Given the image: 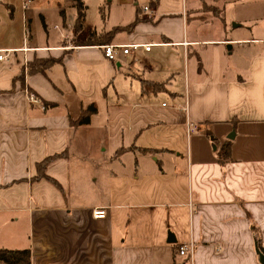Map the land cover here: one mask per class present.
Segmentation results:
<instances>
[{"label": "crops", "instance_id": "crops-1", "mask_svg": "<svg viewBox=\"0 0 264 264\" xmlns=\"http://www.w3.org/2000/svg\"><path fill=\"white\" fill-rule=\"evenodd\" d=\"M80 1L76 31L74 0H0V248L30 264H260L264 0H94L93 23ZM109 43L153 47L109 62ZM35 59L56 62L30 73Z\"/></svg>", "mask_w": 264, "mask_h": 264}, {"label": "built area", "instance_id": "built-area-1", "mask_svg": "<svg viewBox=\"0 0 264 264\" xmlns=\"http://www.w3.org/2000/svg\"><path fill=\"white\" fill-rule=\"evenodd\" d=\"M29 0H23V5L22 8L24 9ZM142 11L144 12H150L149 7L147 6H142ZM56 28V26H54ZM63 39L69 43V37L65 34ZM67 46V47H66ZM66 48L70 47V44H66ZM151 47H153L152 44H134V43H127L124 45L121 44H113L109 43L108 45H102L100 46L101 54L103 55V58L107 61H114L118 58V56H124L131 54L132 52L141 49L142 51L146 52L148 51ZM10 51L4 50L0 51V62L1 61H7L8 60V54ZM25 99L28 101L30 104H38L40 105V101L37 97H35L34 94L25 91ZM195 128L194 127H189L188 130L193 131ZM91 217L96 220H100L101 218L105 217V210L103 208H95L91 211ZM193 252V245H182L177 249V254L180 256H185L186 258H190L192 256Z\"/></svg>", "mask_w": 264, "mask_h": 264}, {"label": "trees", "instance_id": "trees-1", "mask_svg": "<svg viewBox=\"0 0 264 264\" xmlns=\"http://www.w3.org/2000/svg\"><path fill=\"white\" fill-rule=\"evenodd\" d=\"M75 1V10H77V17L75 21V30L79 31L81 29V22L84 17V6L82 5L80 0H74ZM56 61L53 59L50 60H37L28 63L27 68L30 73H35V72H44V70ZM95 110L92 107H88L85 109V111H82L81 117L74 122L76 125H82V124H87L89 116L94 113ZM228 148V144H223L222 147H220L219 152H218V158L221 155H226L225 151ZM51 158H47L42 160L41 163L38 164V170L44 166V164L47 162V160H50ZM0 264H30V251L28 249H4L0 248Z\"/></svg>", "mask_w": 264, "mask_h": 264}, {"label": "rangeland", "instance_id": "rangeland-1", "mask_svg": "<svg viewBox=\"0 0 264 264\" xmlns=\"http://www.w3.org/2000/svg\"><path fill=\"white\" fill-rule=\"evenodd\" d=\"M87 2L89 3L88 4V9H89V11H88V19H89V21L91 22V23H93V21L97 18V16H98V13H97V10L94 8V0H87ZM49 31L53 34V35H58V32L60 31V29H62L60 26L61 25H59V21H57V23L58 24H56V25H58L59 26V30L58 31H54L53 30V19H52V15L51 16H49ZM41 28V27H40ZM41 33H44V30L41 28ZM70 40H72V38L70 37ZM73 41V40H72ZM76 41L77 40H75V44H76ZM230 134V133H229Z\"/></svg>", "mask_w": 264, "mask_h": 264}, {"label": "water", "instance_id": "water-1", "mask_svg": "<svg viewBox=\"0 0 264 264\" xmlns=\"http://www.w3.org/2000/svg\"><path fill=\"white\" fill-rule=\"evenodd\" d=\"M233 132L228 135L227 139H232ZM255 253L257 255L260 264H264V249L255 242L254 244Z\"/></svg>", "mask_w": 264, "mask_h": 264}]
</instances>
